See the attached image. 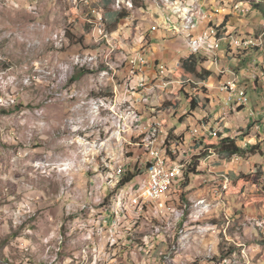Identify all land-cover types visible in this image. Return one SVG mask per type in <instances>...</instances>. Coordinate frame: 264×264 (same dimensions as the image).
Wrapping results in <instances>:
<instances>
[{"label": "rangeland", "instance_id": "rangeland-1", "mask_svg": "<svg viewBox=\"0 0 264 264\" xmlns=\"http://www.w3.org/2000/svg\"><path fill=\"white\" fill-rule=\"evenodd\" d=\"M227 1L231 6L235 5L232 9H240L247 4V9H250L251 13L241 15L239 19L246 20L244 24L255 29L254 34L264 31V0H234V4H231L233 2L230 0ZM84 2L86 1L0 0V208L11 206V209H14L12 216L18 225L29 223V217L32 215L21 216L22 209H18V206L22 201L15 191L12 192L15 182L10 180L12 174L17 173L15 172L18 164L17 151L24 149V142L14 141V136L8 134L7 128L23 124L32 129L33 134H25V136L31 137L33 146V175L46 173L57 165L60 168H67L68 164L61 165V159L64 158H70L72 162L79 161L78 149L71 147L72 139L85 141L88 152L96 150L99 154L104 139L102 137L97 141L98 139L95 140L94 137L104 134L107 139L112 137L115 141L119 129V117L115 109L120 103V93L113 92L115 89H112V83L106 81L116 80V73L111 69L110 64L115 63L117 55L123 51L120 47L116 51L107 48L105 55L98 54L97 61L93 60L98 44L103 43V36L94 37L92 26L82 19H75V23L71 24L69 22L73 16L78 17L76 9ZM87 2L99 6L94 23L96 28L100 10L108 15L117 14L112 7L115 0H87ZM221 5L222 3H219L216 7L220 9ZM255 6L258 8L256 9ZM136 7L140 6L136 5ZM219 9L208 10L220 14ZM219 19V22L224 23L225 15H220ZM239 23L237 28L242 25L241 21ZM107 26L110 33L117 31V23L115 25L109 20ZM61 31H65L64 38ZM107 45L111 46L108 43ZM182 50L187 52L186 48ZM80 56L84 57L83 67L76 66ZM254 58H261V55ZM254 58L249 56V62L253 63ZM58 59L63 65L62 68L66 67L63 70L60 68L59 76H52L50 84H47L49 81H45L44 78L41 81L35 79L34 70L38 63H51ZM261 60H256L258 61L256 65L264 78V62L262 63ZM211 62L209 59L200 61L203 70L199 66L197 73L202 75V78L189 74L183 69L181 62L180 68L177 69V77L190 79L192 82L187 88L186 85L182 86L183 89L177 87L176 94L181 95L182 102H176V105L173 102L164 104L162 109H181L186 103L189 109L188 100L194 99L195 94L203 95V99H206L205 95L215 89L219 92L221 77L217 74L216 66ZM221 65L224 63L222 62ZM204 71L212 75L209 76ZM117 87L120 91V86ZM186 93L190 99H187ZM61 96L64 98H60ZM65 97H70V100ZM248 100L249 104L242 115L254 121L251 114L261 100V93L248 89ZM225 111L226 109L221 108L216 114L223 115ZM210 121L208 118L203 119L205 124ZM181 122L184 123V120ZM258 125L259 131L251 127L243 128L242 125L235 127L240 134L239 146L247 149L252 145H258L260 152L256 155L247 153L245 156H239V162L233 157L230 159L222 156L215 150L202 156L203 162L215 156L213 159H218L220 164L227 167L228 175L224 176L221 192L216 193L220 202L223 199L222 194L229 196V204L226 203L223 208L227 214L221 218L207 220L205 213H202L201 224L197 222V216L200 214L192 209L195 203L191 201L194 199L192 194L199 188L196 181L202 178L200 177L202 160L199 162H197L198 158L194 160L198 155L193 157V165L187 170L188 173L196 166L197 177L194 179L193 188L190 191L188 188L187 191H183L185 193L183 199L177 195L178 199L172 201L181 216L166 215L165 221L151 220L147 223L132 220V209H123L117 214L121 200L124 208L129 207L131 202L129 192L139 193L144 183H135L134 186H128L123 190L124 187L120 186L122 178L116 175V163L105 165L106 162L103 161V168L99 173L110 186L109 190L106 185L105 191L109 192L108 196L114 191V197L107 205L108 209L114 212L110 222L105 223L108 215L105 217L101 214L103 209H63L62 215L56 220H51L49 214L54 209H33V247H35L33 264H62V259L66 260L65 264H264V211L262 210L264 209V132L259 134L262 127L261 124ZM176 126L179 127L180 124L177 123ZM191 126H185L178 133L174 130L170 131V135L175 134L184 139V149L189 144L187 131ZM203 126L199 125L197 128ZM69 134L70 138H68ZM252 135L254 140L250 141ZM67 138L70 145L66 142ZM172 139V136L168 139V148L172 145L170 143ZM131 147L133 146H130V149ZM133 151L136 152L134 149ZM253 157L255 160L252 159ZM116 158L121 159L123 156L121 157V153L118 152ZM250 161H256V164H250ZM111 169L112 173L109 174ZM99 173L95 174V177ZM52 174L54 177L51 176L53 179L47 183L46 188L51 190L55 196L54 200L58 195L65 194L68 188L74 190L76 183L71 180V176L58 175L56 170ZM195 174H191V180L196 176ZM98 178L101 180V177ZM45 180L42 178L43 188L46 185ZM36 183L33 177V185ZM139 185L140 189H137ZM102 205H106L105 202ZM145 213L147 206L145 209H138V214ZM55 221L54 227H57L53 232L56 237H61L64 243L58 240L52 244L49 235L51 229L47 235L43 231ZM98 221L102 223L97 227L93 223ZM39 224L43 225L42 229H37L36 225ZM211 233L212 237H202L204 239L200 237L202 234ZM172 237H176V241H172ZM110 238L117 239L114 247L109 244ZM97 248L101 249L100 253ZM41 249L47 250V259L45 254H41ZM37 251L40 253H36ZM148 251H151L149 256ZM51 252L52 255L49 254ZM26 257L30 258L27 255ZM36 257H42L40 263L35 260Z\"/></svg>", "mask_w": 264, "mask_h": 264}, {"label": "crops", "instance_id": "crops-1", "mask_svg": "<svg viewBox=\"0 0 264 264\" xmlns=\"http://www.w3.org/2000/svg\"><path fill=\"white\" fill-rule=\"evenodd\" d=\"M186 1L190 3L187 8L180 7V4L184 3V0H134V8L131 10H124L129 13H123L127 15V17L123 20H120L119 22L117 21V12V14L115 15H108L106 13H103L102 10H100V12H102L106 17L107 23L109 20L114 22L115 25L117 23V31L110 33L107 29L111 38L123 51L121 54L117 55V61L113 64H110L111 69L114 70L115 73L117 72V66H121V60L124 59V55L133 56L136 55L137 52H143L149 60V67L145 71L147 79L150 82L159 83L161 82V79H159V76L157 75V65H164L171 70L179 69L181 62L183 64L184 61L191 58V51H189L188 35H197V39L203 38L205 44L210 45V47L217 46L218 48H223L219 53L221 57L219 67L226 70H230L232 73H234L238 77L240 86L247 90V94L248 89L254 92L261 93V100L259 101V104L256 105V108L253 109L251 114V117H253L254 121L248 120L242 115L247 107L238 108L235 106L231 110L227 106H225V108L224 104L226 95L220 92V86L222 82L228 78L229 75H220L218 71L219 68L215 67L217 68V74L219 75V77H221L218 88L219 92H216L215 89V91L207 94V96L205 95L206 99H203V95L195 94L194 99L199 104L203 105L201 108H197L195 111H193L191 109V106L189 107V109L187 108V106L189 105H187L186 103V106H183L181 109H162L164 104L173 102V104L176 105V102H182L181 95L176 94L177 87L183 89L182 86H187V83H190L189 81H183L180 77L178 78L173 71L172 74H162V80L164 81V83L171 84V87L173 89L167 87L165 84H156V93L151 95L150 99H147V102H145V109H141L140 105L132 106V109L135 111L134 113H139V110L141 111L139 121L141 128L146 125L143 129H140V136L149 130L150 125L148 124L155 117L165 122L164 124L166 130H174L175 133H178L179 131L183 130L185 126L192 125L187 131V135L189 136L190 140L189 144L186 145V150H190L191 152L193 151L194 154H187L185 156L191 157L193 165V157L195 155H201V153H199L202 150L201 147L207 146L206 142L216 141V138L200 139V141H198L190 136L191 129H194L195 127L201 124L206 125L208 129H212L216 132L219 128L226 129L227 133L224 134V137L236 139L238 145L240 144V134L237 133V131L235 130V127H237V125H242L243 128L251 127L253 130L259 131V123L262 127L259 134H263L264 78H262V74L261 72H259L260 69L257 68L256 63L258 64V61L253 64L251 61L249 62L248 58L249 56H252L254 58L257 56L260 57L261 55L262 60L261 58H254V61L261 60V62L263 63L264 53L257 52V50H249L242 53L241 55H232L231 53H229V50L225 49V47H228V40L226 35L205 34L206 28H216V21L214 17L212 20L203 21L200 25V28H198L199 18L197 17L195 24L191 27H188L186 18L191 15L190 12H193L194 9H198L200 11H204L210 14H215V12H211L208 9H214L215 11H218L219 8L216 6L217 4L222 3L221 7L223 9V15H225V21L222 25V32H227L229 34L234 35H254L255 29L249 27L248 25H245L244 23L246 22V20H242L241 18L239 19L240 16L238 17L232 11V8L235 5L231 6L227 0ZM230 2H233L231 4H234L235 1L230 0ZM25 3L27 4V2ZM74 4H76V2ZM136 5L140 7H136ZM100 7L102 6L100 5ZM112 7L115 11V3L112 4ZM172 9L173 14L170 11ZM83 11L86 14L88 12L87 9H83ZM97 11H99V9H97ZM218 21H220V19ZM239 21H241L242 25L237 28V25L240 24ZM219 23L221 24V22ZM183 26H185V32H183ZM152 27H157L155 32L151 31ZM174 27L179 29L181 32L174 34L172 32V29ZM93 36L96 37L97 33H94ZM205 44H203V47H205ZM184 48L187 49V52L182 50ZM92 58L93 60L97 61L98 54L94 55V57ZM222 62L224 63V65H221ZM38 64L39 65H37L34 70V73H36L35 79H38V81H41L44 78L45 81H49L47 82V84H50L52 76L56 77L61 74L60 68H62L63 65H61L59 59L58 61H54L51 63L40 62ZM65 67L66 66H64V68ZM200 67L203 70L202 64L200 65ZM64 68H62L61 70H63ZM44 71L45 73L43 74ZM137 82L138 79H131V82L128 83L126 97H133V94H136L137 87H134V84ZM205 85H207V82ZM111 87L112 89H115V91L113 92H115L116 94L120 93L117 86L114 87L112 85ZM221 108L226 109V111L223 115L217 116L216 112ZM215 115L217 117H215ZM206 118L211 120L207 124L203 122V119ZM181 120H184V123H182ZM193 122H195V124H193ZM177 123L180 124L179 127L176 126ZM254 124L255 126H253ZM7 132L8 134L14 136V141L21 140L22 142H24V149H20L17 151L18 164L16 166L17 170L15 171L17 173L15 175L12 174L10 180L12 179L13 182H15L13 183L14 187L12 189V192L15 191L16 194H18L19 196V200L22 201V204L18 206V209H22L21 216L26 214L32 215L29 217V223H20V225H18L16 221H14V217L12 216L14 213V209H11V206H4L0 208L1 264H33V250H35V247H33V209H54L51 210V213H49L51 214V220L59 219L57 217L62 215L63 209H103L101 210L103 211V213L101 214H104L105 217L108 215V218L105 223L108 224L110 222L111 217L114 215V212L111 209H108L107 206L102 205V203L105 202V200L108 198L109 192L105 191L106 185H108V181L105 182L99 172L103 168V161L106 162L105 165H108V163L115 164L117 160L119 161V159H117L116 157L120 149L112 137L107 139V136L104 134L101 136L97 135L94 137L95 140L98 139L97 141H100L102 137L104 139L103 147L100 149L99 152L100 155L97 154L96 150L94 152H88L86 142L74 138L72 139L73 141H71V147H74L75 150L78 149L80 158L79 161L75 159L76 161L72 162L70 158H64L61 159V165L64 166L68 164L67 168H60L59 165H57L56 168L55 166H53V169H46L48 170L46 171V173L41 172L37 173L36 175H33V146L30 139L31 137L28 138L25 136V134H33L32 129L23 124H19L7 128ZM254 134H256V132H254ZM129 136L132 137V133L129 134ZM172 137L173 139L170 141L172 145L170 147L177 149V147L172 146H177L178 136ZM68 138H70V134ZM68 138L66 139V142L68 145H70L68 143ZM251 140H254L253 135L250 141ZM250 141L248 140L249 143ZM167 146H169V144H167ZM135 149L143 148L135 144ZM135 153L137 152H134V160L138 159L139 155L138 153ZM214 157L215 156L210 157V159L203 162L205 164L201 165L200 177L202 178L199 181H196V184L199 186V188L192 194L194 199H189L195 202L192 209L198 211L199 214L205 213V218L207 220H210L211 218H221V216L227 214L224 211L225 209L223 208L226 206V203L229 204V196L226 197L225 194H222L221 196L223 199L220 202V200H218L219 196L216 195L217 192H221V186L223 185L224 176L228 175V171L227 167L223 164H220L218 159H213ZM252 159L255 160V157H253ZM250 164H256V161H250ZM54 170L57 171L58 175L61 174L64 176H71V180L76 183V185L74 186V190H70L68 188L67 192L65 194L63 193L62 195H58L56 200H54L55 196L53 195L51 190L46 188L47 183H49V181H52L54 177L52 174ZM97 173L99 174L95 177V174ZM111 173L112 169L109 171V174ZM187 174L188 173L186 171V176ZM33 177L37 182L34 185ZM98 177H101V180H99ZM196 177L197 175L193 176V179L190 181V184L185 187L186 191L187 188L189 191L193 188V183H195L194 179ZM42 178L46 179V185L44 186L45 188H43V185L41 184ZM206 180L208 181V183L205 186L204 184L207 182ZM130 186L134 185L131 184ZM108 187L110 190L109 185ZM136 188L140 189V185ZM201 201H205L207 209H201L202 207H199L198 204ZM119 209L117 211V214H120L123 210L122 208ZM262 210L264 211V209ZM167 215L172 216V214ZM105 217L102 218L104 219ZM101 223L102 221H98L97 223L95 222L93 224L98 227L101 225ZM55 224L56 221L55 223L51 222L49 226L47 225V230L43 231H45L47 235L48 231L51 229L49 231V235L52 240V244L54 241L56 242L58 240H60L61 243H64V241L61 240V237H56L55 233L53 232L57 227H54ZM36 226H38L37 229H42L43 227V225L40 224ZM36 247L39 248L40 246ZM100 248H97V251L99 253L102 249ZM36 253L40 252L37 251ZM41 254H45L46 259L48 258L47 250L43 251V249H41ZM49 254L52 255V252ZM26 255L30 258H27ZM41 258L36 257L35 260L40 263ZM62 262V264H65L66 260L62 259Z\"/></svg>", "mask_w": 264, "mask_h": 264}, {"label": "built area", "instance_id": "built-area-1", "mask_svg": "<svg viewBox=\"0 0 264 264\" xmlns=\"http://www.w3.org/2000/svg\"><path fill=\"white\" fill-rule=\"evenodd\" d=\"M189 2L184 0V3L180 4V7L187 8ZM98 4H91L86 2L80 4L76 10H78V17L73 16L70 20L71 23H75V19L84 20L88 25L92 26L93 33H97V36H103V43L98 44V49L96 54L105 55V50L111 48L106 43L105 28H108L107 23L103 25V28L94 27V20L97 15ZM87 9V14L83 11ZM173 14V9L170 10ZM117 13H129L120 12L115 10ZM233 12L239 17L241 15H247L251 13L250 9H247V4L240 9H233ZM223 15V9L220 8V14H213L212 16L216 21V28H206L205 34L211 35H226L228 40L229 53L232 55H241L242 53L249 50H257V52L264 53V31L260 34H254L250 36L245 35H234L227 32H222L223 23H219V16ZM199 27L204 21V16H199ZM157 27H152L151 31L155 32ZM174 34L180 33L181 31L174 27L172 29ZM183 32H185V26H183ZM62 38L65 36V31H61ZM189 36V51H191V57H200L201 59H209L212 63L219 68V73L222 76L229 75L228 78L222 82L220 86V92L226 95L225 106L229 107L230 110L233 107L246 108L249 104L247 90L240 86L238 77L232 73L230 70L220 68L221 57L219 55L223 48L210 47V45L205 44V47L197 46V35ZM63 41V39H62ZM84 57L80 56V61L76 62V66L83 67ZM256 61L253 62L255 64ZM149 67V60L143 52H137L136 56L124 55V59L121 60V66H117L116 80L106 81L111 82L113 86H120V103L115 109L116 114L119 117V129L117 131L115 141L118 145L121 153L119 161H116V169L120 172V178L125 179L129 175L135 176L133 180L124 185L123 190L128 186L135 183H144V190L140 191L136 195L134 204L132 207V220L144 221L147 223L151 220H166V215L169 213L171 208V197H173L177 192L184 191L185 186L176 187L177 177H186V173H179L178 165H173L171 163H164V142L170 139V131L166 130L165 124L162 120L155 117L151 120L148 125H154V134L151 136H156V143L146 149H135V141L142 140L144 137H140L141 128L139 121L141 116V111L139 113H132V106L140 105L141 109H145V102L150 99L151 95L155 94L156 84H165L162 80V73L172 74L171 69L164 65H157V75L161 82H150L145 71ZM131 79H138V88L136 89V94L133 97H126L127 85L131 82ZM191 83V82H190ZM187 83V86L190 84ZM167 87L173 89L171 84H165ZM187 86L185 88H187ZM60 98H64L61 96ZM70 100V97H65ZM132 133V137L129 134ZM77 137L76 134H74ZM190 136L200 141L203 138H216L217 132L205 131L202 128L195 127L191 129ZM130 146L131 147L130 149ZM184 147V140L179 141L177 137V152L181 155L182 159L187 154H194L190 150H186ZM133 149L139 154L138 159L134 160L131 156L134 154ZM201 149H204L203 146ZM92 152V150H91ZM214 152H211L213 154ZM235 161L239 162V155L233 156ZM197 158H194L196 160ZM197 160H202L203 158H198ZM207 181V180H206ZM208 181L204 184L207 185ZM188 184V182H187ZM139 206H147V213L138 214ZM151 218V219H150ZM123 221V220H122ZM197 222H201V214L197 216ZM202 224V222H201ZM177 232L176 237L178 236ZM212 237L213 234H202L200 237ZM176 237H172V241H176ZM117 239L110 238L109 244L114 247L117 244ZM148 251L147 255L149 256Z\"/></svg>", "mask_w": 264, "mask_h": 264}, {"label": "bare ground", "instance_id": "bare-ground-1", "mask_svg": "<svg viewBox=\"0 0 264 264\" xmlns=\"http://www.w3.org/2000/svg\"><path fill=\"white\" fill-rule=\"evenodd\" d=\"M115 1H116L115 2V8L118 11L131 10L134 8V0H115ZM190 14L191 15H189L186 18V20H187L186 22L188 24V27L193 26L196 22V18L199 16H204V21H209V20L213 19L212 14L206 13L204 11H200L198 9H194V11L190 12ZM104 24H105V17L102 13L99 12L98 19H97V28H103ZM106 29L107 28H105L106 42L111 45V48L113 51H116V49L119 47L112 40L109 32ZM203 44H205V41L203 38L197 39V46L198 47H203ZM133 56H136V55H133ZM162 74L164 75L165 73H162ZM134 87L138 88V82L134 84ZM134 112L135 111L132 109V113H134ZM200 128H202L205 131H210V129H208L207 126H203ZM152 134H154V125H150L149 130L140 136V137H144V138H142V140H137L135 142V144L137 146L143 148V149H146V148L153 146L156 143V136H151ZM167 142H168V139H167ZM167 142H164V163H171L172 162L173 165H178L179 173H186L188 168L192 165L191 157L190 156H184V158L182 159L181 155L176 151L177 149L167 147ZM201 152L204 153V151H202V150H201ZM116 175L120 176V172L118 170L116 171ZM185 178L186 177H177L176 178V187H181V183L185 180ZM143 190H144V186L142 187L141 191H143ZM129 194L131 196V202L129 204V207L124 208L123 207V200H121V202L119 203V208L132 209L131 204H134V200L136 199V195L138 193L131 191V192H129ZM175 199H178L177 193H176V196L171 197V208H172V210H169L168 214H175V215L180 217L181 216L180 211H177L176 204H174V202H172ZM198 205H199V207H202L201 209H207V205L205 204V201H201ZM145 207L146 206H139L138 209H145ZM186 208H187V206H185V209ZM192 208H193V206H192Z\"/></svg>", "mask_w": 264, "mask_h": 264}, {"label": "trees", "instance_id": "trees-1", "mask_svg": "<svg viewBox=\"0 0 264 264\" xmlns=\"http://www.w3.org/2000/svg\"><path fill=\"white\" fill-rule=\"evenodd\" d=\"M255 8L257 9L258 6H255ZM120 12H126V11H120ZM126 17H127V15H125L123 13H118L117 21L119 22L120 20H123ZM105 23H107L106 17H105ZM200 61H201V59L199 57L192 56L190 59L183 62V64H182L183 69L187 70V72L191 75H197V76H199V78H202L203 76L197 73V69L200 66ZM173 72L177 76V70H173ZM204 73L208 74L209 76L212 75V73L207 72V71H204ZM180 78L185 82L186 81L192 82V80H190V79H184L183 77H180ZM185 95H186L187 99L188 98L190 99V97H188L187 93ZM188 103L190 104L191 109L193 111H195L197 108H201L203 106L202 104H199L195 99L188 100ZM201 125H204V124H201ZM204 126H206V125H204ZM210 131H214V130L210 129ZM214 132H216V131H214ZM225 133H227L226 129L219 128L217 131L216 141L206 142L207 146H203L204 149H202V151H204V153H202L201 156H196L195 158H202L203 155H205L206 153H209L211 150H215L220 155L228 157L230 159L235 155H239L242 157V156H245L247 153L256 155L257 153L260 152L258 145L251 146L247 149H244L238 145L236 139H232L230 137L225 138L224 137ZM203 139H207V138H203ZM210 139H212V138H210ZM179 141H182V138H179ZM197 162H199V160H197ZM195 167L196 166H194V169H190V171L188 172L183 186L186 187L190 184V181H191L190 178L192 176L191 174H195ZM197 170H198V167H197ZM134 178H135V176L129 175L125 179L121 180L120 186L124 187V185L126 183L130 182ZM187 182H188V184H187ZM111 192H112V194H110L108 196V198L105 200V204H106L105 206H107L110 203V201L112 200V198L114 197L113 196L114 191H111ZM177 195L180 196L182 199L185 197V193H183V191H179L177 193Z\"/></svg>", "mask_w": 264, "mask_h": 264}]
</instances>
